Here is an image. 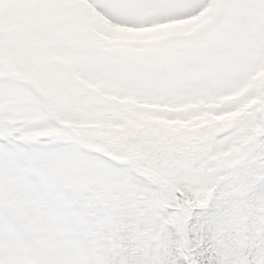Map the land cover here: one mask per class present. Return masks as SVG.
Segmentation results:
<instances>
[{"label":"snow or ice","instance_id":"snow-or-ice-1","mask_svg":"<svg viewBox=\"0 0 264 264\" xmlns=\"http://www.w3.org/2000/svg\"><path fill=\"white\" fill-rule=\"evenodd\" d=\"M0 264H264V0H0Z\"/></svg>","mask_w":264,"mask_h":264}]
</instances>
